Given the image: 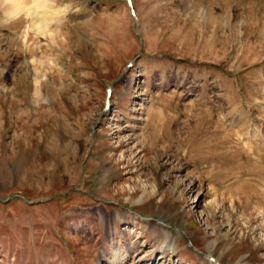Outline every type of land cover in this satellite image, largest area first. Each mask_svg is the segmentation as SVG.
<instances>
[{"label": "rangeland", "instance_id": "374dc122", "mask_svg": "<svg viewBox=\"0 0 264 264\" xmlns=\"http://www.w3.org/2000/svg\"><path fill=\"white\" fill-rule=\"evenodd\" d=\"M132 7L0 10V264H264V0Z\"/></svg>", "mask_w": 264, "mask_h": 264}, {"label": "bare ground", "instance_id": "6f19581e", "mask_svg": "<svg viewBox=\"0 0 264 264\" xmlns=\"http://www.w3.org/2000/svg\"><path fill=\"white\" fill-rule=\"evenodd\" d=\"M28 2H30V4L31 3L34 4L33 7L31 6L32 8L30 7L31 9L29 10L25 8V5L29 4ZM45 2L47 3L48 0H0V10L7 16H16L20 12H24L27 15H30L29 13H32V16L30 18L32 19L31 24H33L35 28L38 30H49L48 20L50 21L55 19H63L64 15L60 13V10L59 11L50 10L51 12H48L44 9L45 7L43 8V11L41 10V12H39L40 7L42 8V5H44ZM35 12H36V16L33 19V15ZM39 78H40L39 75L35 78V85H38ZM38 91L39 90L37 89V91L35 92ZM237 264H241V263L237 262Z\"/></svg>", "mask_w": 264, "mask_h": 264}]
</instances>
